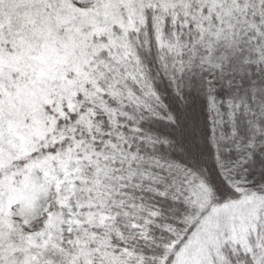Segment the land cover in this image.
Returning <instances> with one entry per match:
<instances>
[{
	"label": "snow or ice",
	"instance_id": "snow-or-ice-1",
	"mask_svg": "<svg viewBox=\"0 0 264 264\" xmlns=\"http://www.w3.org/2000/svg\"><path fill=\"white\" fill-rule=\"evenodd\" d=\"M0 264H264V0H0Z\"/></svg>",
	"mask_w": 264,
	"mask_h": 264
}]
</instances>
